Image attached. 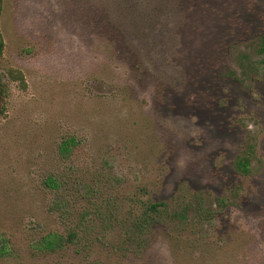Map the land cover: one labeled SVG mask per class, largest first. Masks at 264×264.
Masks as SVG:
<instances>
[{
	"label": "rangeland",
	"instance_id": "374dc122",
	"mask_svg": "<svg viewBox=\"0 0 264 264\" xmlns=\"http://www.w3.org/2000/svg\"><path fill=\"white\" fill-rule=\"evenodd\" d=\"M0 25V75L24 81L0 116V264H264V0H3ZM50 231L77 237L36 251Z\"/></svg>",
	"mask_w": 264,
	"mask_h": 264
},
{
	"label": "trees",
	"instance_id": "16d2710c",
	"mask_svg": "<svg viewBox=\"0 0 264 264\" xmlns=\"http://www.w3.org/2000/svg\"><path fill=\"white\" fill-rule=\"evenodd\" d=\"M3 12V0H0V21ZM5 48L4 39L1 32V25H0V56H2L3 51ZM261 52H264V35L261 37ZM8 81H14L18 83H23V76L19 70L10 68L8 69L4 77L0 75V116L4 115L6 111V102L8 97ZM76 141L74 138H67L61 142L59 146V155L61 156H68L72 152V148L75 146ZM251 147H248L246 152L242 157H239L235 163L236 171L242 175H247L250 172V160H249V153ZM43 186L48 191L51 192H58L57 190L60 188V182L55 175H47L43 179ZM64 207L59 202L54 201L53 205L49 207V209L53 211H59ZM161 208V209H160ZM165 209L164 203H151L147 206V211L152 213L158 214L162 210ZM61 216L66 214L60 213ZM77 234L75 231H70L67 233L66 236L54 231H50L40 237L34 244L33 248L40 252L46 254H57L63 252L67 244L70 242H74Z\"/></svg>",
	"mask_w": 264,
	"mask_h": 264
}]
</instances>
